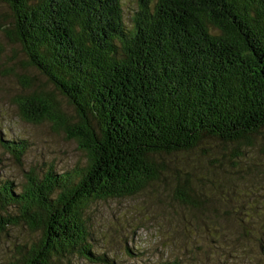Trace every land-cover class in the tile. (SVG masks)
Returning <instances> with one entry per match:
<instances>
[{"label":"trees","instance_id":"1","mask_svg":"<svg viewBox=\"0 0 264 264\" xmlns=\"http://www.w3.org/2000/svg\"><path fill=\"white\" fill-rule=\"evenodd\" d=\"M1 2L11 16L4 34L52 87L16 97L21 118L62 130L86 159L70 171L29 168L17 192L0 181V237L9 226L38 232L0 264L104 262L89 203L139 194L165 173L163 157L209 140L226 146L229 163L264 141V0H137L130 27L120 0ZM2 147L19 160L26 141ZM174 171L176 197L199 209L189 175Z\"/></svg>","mask_w":264,"mask_h":264},{"label":"rangeland","instance_id":"2","mask_svg":"<svg viewBox=\"0 0 264 264\" xmlns=\"http://www.w3.org/2000/svg\"><path fill=\"white\" fill-rule=\"evenodd\" d=\"M120 3L123 23L130 27L138 2ZM10 17L0 0V181H12L17 192L29 168L38 175L49 165L56 172L70 171L82 166L86 155L49 122L36 124L21 118L15 98L52 87L25 64L20 46L4 34L2 27ZM55 97L73 121V107L60 95ZM257 139L259 145L231 163L226 146L216 140L193 152L165 156V173L139 194L89 203L86 218L93 250L105 254L107 260L93 263L73 256L71 264H264L259 246L260 241L264 243V141ZM4 140L26 141L19 160L2 147ZM209 154L224 156L213 161ZM174 170L180 177L189 175L202 203L199 209L176 197ZM182 188L181 192L191 196V189ZM7 210L15 214L17 208ZM37 234L23 225L9 226L0 237V263L14 254L15 244L36 239Z\"/></svg>","mask_w":264,"mask_h":264}]
</instances>
